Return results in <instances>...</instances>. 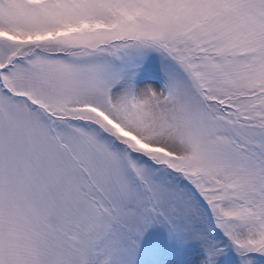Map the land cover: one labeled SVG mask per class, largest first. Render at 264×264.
I'll return each instance as SVG.
<instances>
[{"label":"snow or ice","instance_id":"6c2138e0","mask_svg":"<svg viewBox=\"0 0 264 264\" xmlns=\"http://www.w3.org/2000/svg\"><path fill=\"white\" fill-rule=\"evenodd\" d=\"M0 264H264V0H0Z\"/></svg>","mask_w":264,"mask_h":264}]
</instances>
